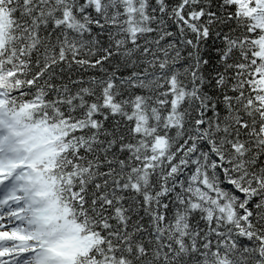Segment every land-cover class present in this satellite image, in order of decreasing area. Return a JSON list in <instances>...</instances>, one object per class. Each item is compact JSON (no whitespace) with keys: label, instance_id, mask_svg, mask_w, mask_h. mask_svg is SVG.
Here are the masks:
<instances>
[{"label":"snow or ice","instance_id":"1","mask_svg":"<svg viewBox=\"0 0 264 264\" xmlns=\"http://www.w3.org/2000/svg\"><path fill=\"white\" fill-rule=\"evenodd\" d=\"M0 264H264V0H0Z\"/></svg>","mask_w":264,"mask_h":264}]
</instances>
